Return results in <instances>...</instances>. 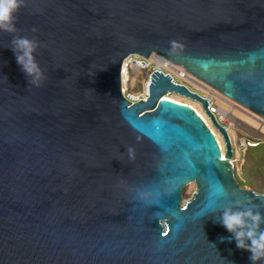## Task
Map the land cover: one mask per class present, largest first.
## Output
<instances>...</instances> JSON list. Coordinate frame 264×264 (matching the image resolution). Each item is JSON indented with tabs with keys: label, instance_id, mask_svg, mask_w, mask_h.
Wrapping results in <instances>:
<instances>
[{
	"label": "water",
	"instance_id": "water-1",
	"mask_svg": "<svg viewBox=\"0 0 264 264\" xmlns=\"http://www.w3.org/2000/svg\"><path fill=\"white\" fill-rule=\"evenodd\" d=\"M25 5L16 35L40 42L47 79L29 87L0 31V264H251L221 241L231 234L214 209L264 204V192L240 184L208 99L155 70L136 103L124 62L159 53L264 118V0ZM169 92L201 103L226 158L204 118Z\"/></svg>",
	"mask_w": 264,
	"mask_h": 264
},
{
	"label": "clouds",
	"instance_id": "clouds-1",
	"mask_svg": "<svg viewBox=\"0 0 264 264\" xmlns=\"http://www.w3.org/2000/svg\"><path fill=\"white\" fill-rule=\"evenodd\" d=\"M26 6L25 0H0V31L12 35L10 48L15 55L17 64L28 78L29 87H41L47 79L44 70L36 58L41 45L35 38L16 35L18 13L21 7ZM33 32L37 29L33 28ZM175 50L181 45L176 41L171 42ZM129 156L134 158L135 149H127ZM145 194L141 193L143 197ZM218 198H227L228 193L221 188L217 193ZM219 211V216L214 222L219 223L231 235L221 237V241H235L236 247L250 253L251 264H264V204L245 202L236 199L228 206H222L214 211Z\"/></svg>",
	"mask_w": 264,
	"mask_h": 264
},
{
	"label": "built area",
	"instance_id": "built-area-1",
	"mask_svg": "<svg viewBox=\"0 0 264 264\" xmlns=\"http://www.w3.org/2000/svg\"><path fill=\"white\" fill-rule=\"evenodd\" d=\"M124 66L126 69V75H132V73L138 69L141 68L143 70H151V73L155 70H159L161 72H164L166 74H169L172 77V80L174 82H178V83H182L185 84L188 88H190L193 91H196L197 93H199L200 95L206 97L208 99V103H209V110L211 113H213L217 119V121L226 128L229 136H230V140L232 143V149H233V156L230 159V162L234 165L237 164V162L239 161V159L241 158V156H243L246 152L247 149L251 146L257 145L260 142L264 141V133H261L260 131L250 127V130H247V134L243 137H239L237 139V152L234 148V139L232 138L231 134H230V129H231V124L232 123H236L235 119H237L236 117H234L231 113H228L227 111H225L224 109H222L219 105H217L212 97V95H208V94H203L200 91L192 88L186 80H191V81H195V78L183 67H181L180 65L166 59L165 57H163L162 55H160L159 53L153 52L151 54V56L149 58H144L139 54H130L128 56V59L124 62ZM126 80L125 82V89L127 91V93L134 97L135 102H139L142 99L147 98L148 96V84H149V80L146 82V91L145 92H134L132 91V88L137 84V78L135 80L132 79V77H130ZM197 80V79H196ZM211 94H216L214 91L210 92ZM168 95L171 94V92L167 93ZM220 96V95H218ZM221 98H223L224 100L231 102L233 106L236 107V103L226 97L225 95L221 94L220 96ZM188 104V103H185ZM190 106H192L206 121V123L212 128V130L214 131V133L216 134L218 141L220 143V140L222 141V144L220 143L222 150H223V156L224 158H226V146H225V140L224 137L222 135V133L219 131V129L212 123V121L210 120L209 116L204 112V110L200 111L198 110L196 107H194L193 105L189 104ZM256 115V114H255ZM235 118V119H234ZM262 126H264V118H260L256 115L255 117ZM240 121V123L238 124V127H241L244 125V122L241 121L240 119H237ZM246 124V123H245ZM237 128V126H236Z\"/></svg>",
	"mask_w": 264,
	"mask_h": 264
},
{
	"label": "rangeland",
	"instance_id": "rangeland-1",
	"mask_svg": "<svg viewBox=\"0 0 264 264\" xmlns=\"http://www.w3.org/2000/svg\"><path fill=\"white\" fill-rule=\"evenodd\" d=\"M150 74H151V70H140L138 72L137 77H135V79L137 78V84L132 88V91H134V92H145L146 88H147L146 82L149 80ZM134 75H136V73ZM186 81L192 88L200 91L201 93L212 95V97H213V99L217 105H219L222 109H224L228 113H231L237 119H240L241 121L244 122L243 126L238 127V124L240 123V121L234 118L236 123L231 124L230 134H231L232 138L234 139V148H235L236 152H237V147H236L237 139L239 137H243L247 134V130H250L249 126L260 131L261 133H264V126H262L261 123L255 118L256 115L254 113H252L251 111H249L248 109H246L245 107H243L237 103H236V107L233 106L231 102H228V101H226L220 97L221 96L220 92L216 91L215 89H213L209 86H206L205 84H203L199 80L195 79L194 82L191 80H186ZM213 91L220 96L210 93ZM170 95H172L174 98H176V99H178L184 103H188V104L193 105L194 107H196L200 111L203 110L201 103L194 100V99H191L189 97H186L184 95H180V94H177L174 92L171 93ZM236 126H237V128H236ZM246 153L243 156H241V158L239 159V161L235 165V173H236L237 178L242 179L244 181L243 186L247 187V188L254 189V187L249 184V182L254 183V181L257 185L264 186V166H263V168H261L262 172H260L259 176H257V177H255V173H253V172L252 173L247 172L246 174H244V171H245L244 167H245L246 160H247ZM195 189H196V184H194V183L188 184L185 187V191L183 194L184 200L190 198L192 196L193 192L195 191Z\"/></svg>",
	"mask_w": 264,
	"mask_h": 264
},
{
	"label": "trees",
	"instance_id": "trees-1",
	"mask_svg": "<svg viewBox=\"0 0 264 264\" xmlns=\"http://www.w3.org/2000/svg\"><path fill=\"white\" fill-rule=\"evenodd\" d=\"M246 156L247 160L244 167V174L247 172H253L255 173V177L259 176L260 172H262L261 168L264 166V141L249 147L247 149ZM238 180L242 185H244V181L242 179L238 178ZM249 184L254 187L255 191L264 192V186L257 185L255 181L254 183L249 182Z\"/></svg>",
	"mask_w": 264,
	"mask_h": 264
},
{
	"label": "bare ground",
	"instance_id": "bare-ground-1",
	"mask_svg": "<svg viewBox=\"0 0 264 264\" xmlns=\"http://www.w3.org/2000/svg\"><path fill=\"white\" fill-rule=\"evenodd\" d=\"M140 70H143V69L138 68V69H136V70L132 73L131 76H130V75H126V80L129 78V76L132 77V79L134 80L135 77H137L138 72H139ZM135 73H136V75H134ZM125 82H126V81H125ZM166 97H168V98H170V99H173V100H175V101H178V102H182V101H180V100L174 98V97H173L172 95H170V94H169V95L166 94ZM182 103H184V102H182ZM220 143H221V145H223L221 140H220Z\"/></svg>",
	"mask_w": 264,
	"mask_h": 264
},
{
	"label": "flooded vegetation",
	"instance_id": "flooded-vegetation-1",
	"mask_svg": "<svg viewBox=\"0 0 264 264\" xmlns=\"http://www.w3.org/2000/svg\"><path fill=\"white\" fill-rule=\"evenodd\" d=\"M221 146V145H220ZM221 149H222V147H221ZM226 150V149H225ZM222 154H223V150H222ZM235 168V167H234ZM241 184V183H240ZM242 185V184H241ZM243 186V185H242Z\"/></svg>",
	"mask_w": 264,
	"mask_h": 264
},
{
	"label": "snow or ice",
	"instance_id": "snow-or-ice-1",
	"mask_svg": "<svg viewBox=\"0 0 264 264\" xmlns=\"http://www.w3.org/2000/svg\"><path fill=\"white\" fill-rule=\"evenodd\" d=\"M224 157H221V159H223Z\"/></svg>",
	"mask_w": 264,
	"mask_h": 264
}]
</instances>
